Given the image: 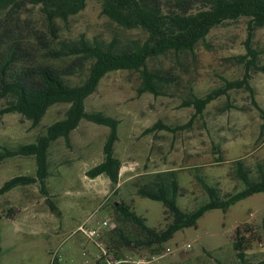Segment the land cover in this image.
Segmentation results:
<instances>
[{"label": "rangeland", "instance_id": "obj_1", "mask_svg": "<svg viewBox=\"0 0 264 264\" xmlns=\"http://www.w3.org/2000/svg\"><path fill=\"white\" fill-rule=\"evenodd\" d=\"M248 25L249 18L241 17L214 27L193 51L149 57L148 71L163 78V82L156 81L159 94H139L143 83L140 71L109 72L86 105L88 110L103 111L120 120L115 145V156L122 162L119 182L113 184L106 175H87L104 160L109 128L83 120L69 142L59 138L49 149L48 196L38 183L0 195V264H99L96 246L77 231L92 214L96 222L109 220L102 241L116 259L128 260L125 264L135 260H143V264H241L233 246L238 227L253 233L248 264L264 259V193L227 211L207 212L197 227L180 230L162 246L138 244L137 226L116 210L125 203L147 225L163 229L169 221L164 204L137 193V186L155 173L176 170L183 188L178 203L186 211L208 200L200 177L220 195L245 187L237 174L238 163L245 165L252 178L260 177L264 171V69L249 71L251 89L231 90L211 102L202 114L186 105L227 80L244 77L250 59ZM39 36L55 37L56 43L85 37L115 43L119 48L147 39L144 30L124 28L107 16L101 0H88L80 12L67 20L56 19L54 25L49 24L40 5L7 9L0 16V54L18 39L31 40L40 47ZM252 47L258 65L264 68V27L255 31ZM6 104L0 100V109ZM68 107L65 103L52 106L37 125L17 112L0 115V151L34 142L47 126L64 117ZM158 123L174 129L158 127ZM36 168L34 157L6 158L0 162V187L16 175H35Z\"/></svg>", "mask_w": 264, "mask_h": 264}, {"label": "trees", "instance_id": "obj_2", "mask_svg": "<svg viewBox=\"0 0 264 264\" xmlns=\"http://www.w3.org/2000/svg\"><path fill=\"white\" fill-rule=\"evenodd\" d=\"M88 0H0V16L7 9H22L29 4L40 5L50 25L56 19L67 20L86 6ZM103 12L124 28H140L147 39L132 47L119 48L115 43L89 40L85 37L63 39L56 43L53 37H38L39 45L28 39H18L6 45L0 54V100L7 104L0 109V115L17 112L37 125L49 109L65 103L69 107L62 119L46 127L34 142L21 144L16 148L5 147L0 151V162L9 157L31 156L36 162L35 175H16L0 187V195L24 185L38 183L40 190L49 195L47 180L49 149L59 138L70 140L71 133L87 120L109 128L104 145V160L87 171L90 178L106 175L117 184L122 167L115 156V145L119 139L120 120L103 111L88 110L86 100L94 94L101 80L112 71L136 70L142 73L143 83L139 94L150 91L159 94L157 82H163L147 68L148 58L170 51H193L196 45L218 25L249 18L246 40L247 71L242 79L227 80L225 84L203 97L186 102L193 106L196 114H202L207 106L231 90L251 89L249 71L263 70L258 65V54L252 47V39L259 27H264V0H101ZM53 43H56L53 45ZM43 44V45H42ZM32 49L34 52L30 51ZM55 61L65 64L57 66ZM75 77L77 80H73ZM262 111V110H261ZM168 130L174 128L162 123L156 124ZM237 174L245 187L240 191L220 195L218 189L209 185L201 177L202 186L208 200L192 211L179 206L183 195L176 170L157 172L142 185L137 193L149 199L160 201L165 206L169 221L165 228L156 229L146 224V220L121 203L116 210L137 226V243L148 247L162 246L180 230L197 227L199 220L209 211H227L238 202L255 194L264 193V171L259 178H252L244 164L238 163ZM54 209V206H52ZM264 235V224L262 225ZM255 233V232H254ZM252 230L238 227L233 246L241 264H248L251 249ZM128 241V238L122 234ZM2 247L0 246V258ZM99 264H102L100 261ZM58 264V263H55ZM125 264V263H122ZM258 264H264L262 259Z\"/></svg>", "mask_w": 264, "mask_h": 264}, {"label": "built area", "instance_id": "obj_3", "mask_svg": "<svg viewBox=\"0 0 264 264\" xmlns=\"http://www.w3.org/2000/svg\"><path fill=\"white\" fill-rule=\"evenodd\" d=\"M109 224L108 219H104L101 223L94 220V214L87 218L78 228V232L86 237L87 240L92 242L96 248V258L102 264H122L128 263L125 259H116L114 252L102 241L101 233ZM78 249H83L82 244H77ZM130 264H143V260H135L129 262Z\"/></svg>", "mask_w": 264, "mask_h": 264}]
</instances>
